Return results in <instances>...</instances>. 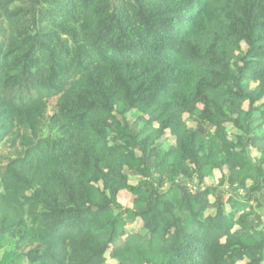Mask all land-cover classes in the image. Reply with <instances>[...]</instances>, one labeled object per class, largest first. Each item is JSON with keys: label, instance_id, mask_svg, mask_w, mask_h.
Here are the masks:
<instances>
[{"label": "trees", "instance_id": "obj_1", "mask_svg": "<svg viewBox=\"0 0 264 264\" xmlns=\"http://www.w3.org/2000/svg\"><path fill=\"white\" fill-rule=\"evenodd\" d=\"M0 264H264V0H0Z\"/></svg>", "mask_w": 264, "mask_h": 264}, {"label": "rangeland", "instance_id": "obj_2", "mask_svg": "<svg viewBox=\"0 0 264 264\" xmlns=\"http://www.w3.org/2000/svg\"><path fill=\"white\" fill-rule=\"evenodd\" d=\"M255 84L254 83H250V87L254 88ZM52 103V102H51ZM244 107H247V103L244 104ZM184 118H187V115L184 114ZM131 184H136L137 182V178L135 177H131L130 181ZM207 183H210V180L207 179ZM118 201L123 205V207H130L131 203H130V194H128L127 191H121L118 195ZM142 224H141V220L137 219L134 222H129L126 226V229L128 230L127 232H131V231H137L141 228Z\"/></svg>", "mask_w": 264, "mask_h": 264}, {"label": "crops", "instance_id": "obj_3", "mask_svg": "<svg viewBox=\"0 0 264 264\" xmlns=\"http://www.w3.org/2000/svg\"><path fill=\"white\" fill-rule=\"evenodd\" d=\"M109 262H112L111 260Z\"/></svg>", "mask_w": 264, "mask_h": 264}]
</instances>
